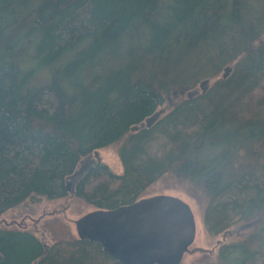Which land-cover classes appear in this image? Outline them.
Listing matches in <instances>:
<instances>
[{
	"label": "trees",
	"instance_id": "obj_1",
	"mask_svg": "<svg viewBox=\"0 0 264 264\" xmlns=\"http://www.w3.org/2000/svg\"><path fill=\"white\" fill-rule=\"evenodd\" d=\"M123 140L121 176L99 161L75 174ZM165 174L201 184L210 236L264 213V0H0V215L70 195L112 211ZM263 248L264 221L218 258L264 264ZM0 264L119 263L85 240L0 229Z\"/></svg>",
	"mask_w": 264,
	"mask_h": 264
},
{
	"label": "rangeland",
	"instance_id": "obj_2",
	"mask_svg": "<svg viewBox=\"0 0 264 264\" xmlns=\"http://www.w3.org/2000/svg\"><path fill=\"white\" fill-rule=\"evenodd\" d=\"M223 73L219 77L222 76L223 78ZM225 77H227V72ZM215 80H202L200 84L193 88L192 92L186 91L180 95L170 96V99H164L162 105L156 110L155 120L166 115L182 99H187L188 96L193 94L197 96L204 91H209ZM123 143L124 140L82 158L77 165L75 174L81 175L91 164L99 161L107 166L114 175L121 176L123 168L118 151ZM153 196L178 198L189 206L194 216L195 238L180 264H221L218 258L219 249L224 246L244 243L261 228L264 221V216H262L264 213H261V215L249 221L236 223L217 236H210L206 233L202 222L206 196L200 183L195 184L174 174H165L148 186L141 198ZM94 211L96 209L92 206L71 195L56 200L27 199L0 215V229L31 233L41 240L45 246H49L55 242L78 239L75 223ZM255 248H258V246H255Z\"/></svg>",
	"mask_w": 264,
	"mask_h": 264
},
{
	"label": "water",
	"instance_id": "obj_3",
	"mask_svg": "<svg viewBox=\"0 0 264 264\" xmlns=\"http://www.w3.org/2000/svg\"><path fill=\"white\" fill-rule=\"evenodd\" d=\"M156 116L147 119L146 126ZM75 225L79 240L98 244L119 264H180L195 238L189 206L170 196L141 198L112 211L96 210Z\"/></svg>",
	"mask_w": 264,
	"mask_h": 264
},
{
	"label": "bare ground",
	"instance_id": "obj_4",
	"mask_svg": "<svg viewBox=\"0 0 264 264\" xmlns=\"http://www.w3.org/2000/svg\"><path fill=\"white\" fill-rule=\"evenodd\" d=\"M146 125V124H145Z\"/></svg>",
	"mask_w": 264,
	"mask_h": 264
}]
</instances>
